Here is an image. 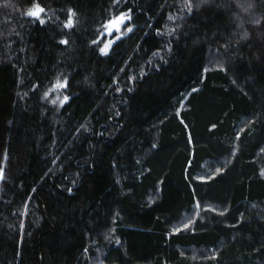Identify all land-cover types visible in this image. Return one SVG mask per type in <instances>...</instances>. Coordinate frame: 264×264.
Masks as SVG:
<instances>
[{
    "label": "trees",
    "instance_id": "trees-1",
    "mask_svg": "<svg viewBox=\"0 0 264 264\" xmlns=\"http://www.w3.org/2000/svg\"><path fill=\"white\" fill-rule=\"evenodd\" d=\"M38 2L0 0V264H264V0Z\"/></svg>",
    "mask_w": 264,
    "mask_h": 264
},
{
    "label": "snow or ice",
    "instance_id": "snow-or-ice-1",
    "mask_svg": "<svg viewBox=\"0 0 264 264\" xmlns=\"http://www.w3.org/2000/svg\"><path fill=\"white\" fill-rule=\"evenodd\" d=\"M120 0H114V3H119ZM5 7L9 6L7 3L4 4ZM189 10H191L189 5ZM46 9L42 7L38 0H34L33 6L27 11V16L33 18L34 20H37L39 23L43 24L46 21L42 18V15L46 13ZM131 10L129 9L127 12L121 11L117 15L111 16L104 24H102V32L100 33L102 36L104 33L107 35H114V40H108L107 43H104L103 47L99 49V51L102 54L107 55L112 46L117 42L120 41L123 38L124 30H126L127 33H131L133 31L132 27H129V22L132 20L131 16ZM76 13L74 10L69 9L68 10V18L64 22V27L66 28H73L76 25V19H75ZM102 41L93 40L92 43L99 45ZM62 43L67 44L68 41H62ZM56 87L59 89L61 87H67V81H64L62 84L58 81ZM130 90V89H129ZM195 91V89H194ZM64 101H67L69 98L64 97ZM215 127V125H213ZM219 171V170H218ZM4 178L3 170L0 169V179ZM69 191H71L69 189ZM196 207L199 208V202H197ZM212 211H215V209H211ZM185 227H189V225H185ZM119 243V241H117Z\"/></svg>",
    "mask_w": 264,
    "mask_h": 264
},
{
    "label": "rangeland",
    "instance_id": "rangeland-1",
    "mask_svg": "<svg viewBox=\"0 0 264 264\" xmlns=\"http://www.w3.org/2000/svg\"><path fill=\"white\" fill-rule=\"evenodd\" d=\"M207 172L208 171H206V175H207ZM196 209H197V211H196ZM199 209L200 208L195 207V209L193 211L189 212V214H188L189 216H186L187 213L183 214L182 217H181V220L178 223L175 224L174 229L176 231L191 229L190 226H192L193 220L197 217L196 215L199 214ZM201 211H202V214L204 216L205 212L207 211V208H202ZM185 225H189V227L186 228ZM96 264H104V263L101 262V260L98 258L97 261H96Z\"/></svg>",
    "mask_w": 264,
    "mask_h": 264
}]
</instances>
